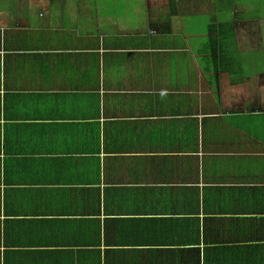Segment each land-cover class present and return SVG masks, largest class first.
Instances as JSON below:
<instances>
[{"label": "crops", "instance_id": "1", "mask_svg": "<svg viewBox=\"0 0 264 264\" xmlns=\"http://www.w3.org/2000/svg\"><path fill=\"white\" fill-rule=\"evenodd\" d=\"M239 2L0 0V264H264V72L201 47Z\"/></svg>", "mask_w": 264, "mask_h": 264}, {"label": "rangeland", "instance_id": "2", "mask_svg": "<svg viewBox=\"0 0 264 264\" xmlns=\"http://www.w3.org/2000/svg\"><path fill=\"white\" fill-rule=\"evenodd\" d=\"M58 2L64 3L67 6H74L76 4L86 3L87 5H92L96 2V0H57ZM38 2H46V0H38ZM239 5H235L236 9L235 12L237 14H247L252 16H257L259 18L250 19L251 22L246 23V20H249L248 16H245V21H241L237 25L236 32H231V34L236 39L238 44V48L240 51H244L245 49L249 51V57H251L252 53H255V59H260V65H264V0H256V2H249V4L244 8H241L242 3L239 2ZM80 4V5H81ZM215 8L216 6H211ZM201 13L209 14L208 11H202ZM254 13V14H253ZM196 21L199 25L206 26L208 22V18L203 16H197ZM253 21V22H252ZM257 53H261V56L258 57ZM249 68V67H248ZM245 67L244 71L248 72L246 74L252 75L251 70L252 67L249 68ZM240 70V69H239ZM240 72V71H239ZM243 72V71H242ZM264 72V69L262 70ZM260 72V73H262ZM244 76V73H243ZM253 81L256 82L254 85L256 86L255 89L257 92L264 97V73L260 74L259 76H254Z\"/></svg>", "mask_w": 264, "mask_h": 264}, {"label": "trees", "instance_id": "3", "mask_svg": "<svg viewBox=\"0 0 264 264\" xmlns=\"http://www.w3.org/2000/svg\"><path fill=\"white\" fill-rule=\"evenodd\" d=\"M217 14L215 13H211L210 16V22L211 24L209 25V32L205 31L207 37L204 35L203 38L205 39L204 43L201 44V47L205 50V51H209L210 49H224L229 53V56H242L243 57V61H245L246 63V68H251V74L254 73H259L262 72V70L264 69V65H260V59H255L256 55L255 53L251 54V57H249L248 59L244 60V54L242 51H240L239 48H237L238 44L236 42V39L234 38V36L231 34L230 31H228V28H220L218 25H216V22L221 23V19H224L226 16H228L229 12L226 10H218L216 11ZM185 27V32H189V24L188 21L186 23ZM258 57L261 56V53H259V55H257ZM241 62V59H240ZM238 67V66H237ZM248 68V71H250V69ZM235 68V72L234 74L237 75L239 73H241V71H243V73L245 74V66H243V68ZM240 71V72H239Z\"/></svg>", "mask_w": 264, "mask_h": 264}]
</instances>
